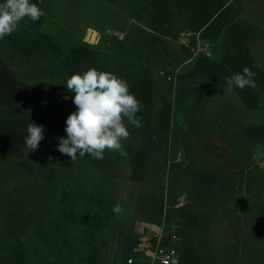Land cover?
Wrapping results in <instances>:
<instances>
[{"label":"rangeland","instance_id":"1","mask_svg":"<svg viewBox=\"0 0 264 264\" xmlns=\"http://www.w3.org/2000/svg\"><path fill=\"white\" fill-rule=\"evenodd\" d=\"M154 1L38 0L43 15L22 18L16 31L27 39L50 34L62 51L18 58L0 41V91L9 86L0 95V264H160L158 248L176 253L175 264H264V143L253 136L264 127V89L256 88L259 110L249 111L226 80L181 82L202 57L217 60L221 41L199 42L185 13L167 35L153 32ZM239 1L241 17L264 28V0ZM83 42L99 65L82 71L153 78L159 108L138 151L131 149L142 135L126 118L121 149H105L101 159L71 160L56 149L75 109L63 85L74 72L64 59ZM251 51L264 69V36ZM30 121L50 139L27 152ZM213 121L225 124L219 130ZM144 207L161 210L151 212L162 216L160 229L136 228L150 223Z\"/></svg>","mask_w":264,"mask_h":264},{"label":"trees","instance_id":"2","mask_svg":"<svg viewBox=\"0 0 264 264\" xmlns=\"http://www.w3.org/2000/svg\"><path fill=\"white\" fill-rule=\"evenodd\" d=\"M241 11L242 5L239 0H155L149 27L155 33L167 35L171 22L183 13L187 14L185 29L193 33L195 38L197 37L203 43L215 44L221 41V48L217 60L206 56L202 57L201 64L192 68L183 77L184 81L181 82L200 81L204 85H215L247 67L254 73L252 79L255 80V85L253 87L245 86L243 89L234 86L232 88L240 96L246 109L258 111L260 101L256 88L264 89V69L255 63L251 51V42L264 36V28L243 19ZM0 41L18 58L30 59L42 49L53 53L62 51V45L52 35L45 32H40L35 39H27L20 32L14 31L0 39ZM183 50L185 49L183 48ZM87 62H91L96 67L99 65L90 44L87 42L70 48L64 59L65 67L69 73L82 72L83 65ZM174 63L180 65L182 63L181 58H176ZM153 82V78L147 74L127 82L129 92L142 105V108L136 113L141 121V126H135L142 136L138 145L134 146L131 152L137 151L144 144L145 136L152 133L155 125V114L160 101L155 93ZM213 124L221 130L222 127L219 126L224 125L225 122L213 121ZM253 136L264 143V127L255 129ZM230 138L236 146L240 143V138L237 135H231ZM49 139L42 140L39 148ZM183 166H187V163L184 162ZM175 169H172L171 172L173 173ZM171 186L173 184L170 182L169 189ZM152 211L161 212L158 209L144 207L146 221L161 226L162 216H158L155 212L151 213ZM131 250L134 253L140 252L135 251L136 246H133ZM186 260L187 253L184 255V263H186ZM9 264H22V262L15 260ZM134 264L138 263L134 262Z\"/></svg>","mask_w":264,"mask_h":264},{"label":"clouds","instance_id":"3","mask_svg":"<svg viewBox=\"0 0 264 264\" xmlns=\"http://www.w3.org/2000/svg\"><path fill=\"white\" fill-rule=\"evenodd\" d=\"M42 15L38 0H0V39L16 31L22 18L36 21ZM253 76L254 73L244 67L241 72L227 77L226 83L241 89L253 87ZM63 85L74 94L71 99L75 109L67 115L65 135L58 137L55 147L71 160L85 154L101 159L105 149L120 150L121 141L129 135L125 118L136 127L141 126L136 113L142 105L129 92L127 82L117 75L89 67L72 73ZM63 99L69 97L65 95ZM25 133L24 147L27 152L35 151L43 139V126L30 121ZM112 211L119 213L122 209L117 204Z\"/></svg>","mask_w":264,"mask_h":264},{"label":"built area","instance_id":"4","mask_svg":"<svg viewBox=\"0 0 264 264\" xmlns=\"http://www.w3.org/2000/svg\"><path fill=\"white\" fill-rule=\"evenodd\" d=\"M156 255L159 259L160 264H175L177 262H174L177 255L174 252H167L162 248H158L156 251ZM178 260V259H177ZM133 262L132 259H129V263L131 264Z\"/></svg>","mask_w":264,"mask_h":264},{"label":"crops","instance_id":"5","mask_svg":"<svg viewBox=\"0 0 264 264\" xmlns=\"http://www.w3.org/2000/svg\"><path fill=\"white\" fill-rule=\"evenodd\" d=\"M242 9H243V6H242ZM242 12H243V11H241V15H242ZM198 41H199V40H198ZM199 42H200V41H199ZM7 81H8V80H7ZM5 87H6V88H5ZM8 87H9V86H4V85H3V87L1 88V91H0V95H2V91H4L5 89H8ZM13 88H14V87H13ZM60 107H61V109H62L61 104H60ZM154 126H155V125H154ZM153 129H154V128H153ZM142 145H143V144H142ZM142 145H141V146H142ZM137 151H138V150H137ZM143 223H147V222H136V228L138 227V228L141 229V230H145V229H147L148 226L144 225ZM139 248H141L142 251H145V248H146V247L143 246V247H139ZM141 250L139 249L140 252H142ZM146 254H148V251L146 252ZM139 261H140V260H139ZM134 262H135V261H133L132 264H134Z\"/></svg>","mask_w":264,"mask_h":264},{"label":"water","instance_id":"6","mask_svg":"<svg viewBox=\"0 0 264 264\" xmlns=\"http://www.w3.org/2000/svg\"><path fill=\"white\" fill-rule=\"evenodd\" d=\"M91 35H92V31H89L87 36H86V40L89 41L91 39ZM144 225L148 226V228H151L152 230H158L160 229V227L156 224H150V223H143ZM141 250V248H139ZM142 251V250H141ZM178 256L176 257V259L174 260V262H177Z\"/></svg>","mask_w":264,"mask_h":264},{"label":"bare ground","instance_id":"7","mask_svg":"<svg viewBox=\"0 0 264 264\" xmlns=\"http://www.w3.org/2000/svg\"><path fill=\"white\" fill-rule=\"evenodd\" d=\"M91 38H93V34H92ZM93 39H94V38H93Z\"/></svg>","mask_w":264,"mask_h":264}]
</instances>
